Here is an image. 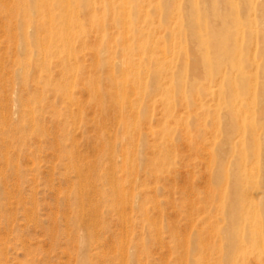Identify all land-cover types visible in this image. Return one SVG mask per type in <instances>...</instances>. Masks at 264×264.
<instances>
[{
  "label": "rangeland",
  "instance_id": "obj_1",
  "mask_svg": "<svg viewBox=\"0 0 264 264\" xmlns=\"http://www.w3.org/2000/svg\"><path fill=\"white\" fill-rule=\"evenodd\" d=\"M20 2L0 0V264H264L218 231L237 158L215 159L226 109L188 80L204 0ZM209 2L214 53L228 64L238 33L242 67L258 66L239 145L264 236V0Z\"/></svg>",
  "mask_w": 264,
  "mask_h": 264
},
{
  "label": "bare ground",
  "instance_id": "obj_2",
  "mask_svg": "<svg viewBox=\"0 0 264 264\" xmlns=\"http://www.w3.org/2000/svg\"><path fill=\"white\" fill-rule=\"evenodd\" d=\"M20 1L21 0H17V5L19 7H21ZM196 5L197 4L195 3V6ZM214 10L215 6L211 5L209 0H204V2L200 5L199 9H193L195 16L191 22L192 34L194 40L198 42V47L195 49L193 46L190 49V56L192 57V62L189 63L188 80L190 79L196 85L199 84L202 87L208 84L205 89L207 90L206 93L214 96V98L216 97L214 100L216 101L217 108L226 109V115L221 131V144L218 146L217 150L213 152V154L215 159L222 163L227 149H229V152L232 155H236V163L233 164V166H236L237 170L236 173L232 174L231 176H229L228 170L225 169L226 171H224L225 179H230L232 182V187L228 194L227 192H224V190L221 188L217 189L218 194L224 199L222 204L220 205V211L222 216H225L227 220L226 225H223V228H219L218 231L220 233L225 234L226 236H231V244L233 248L231 249V252L239 260H242L250 256L257 257L259 254L264 255V236H262L258 231L259 223L254 221L253 208L251 207V192L249 193L252 185L255 184H253L252 182L250 168H248L249 165L247 166L246 163H244V160H246L247 157L246 155H244V152H242L241 145H239L240 137L245 132V129L242 128V106H244L245 109V105H247V112L246 110H244V113H250V105L252 103L250 95L252 94L253 90L251 77L246 79V83L242 82V80H244L243 76L246 73L251 76L250 74L252 70L257 69L258 66H253L250 62V68L242 67V63L240 62L241 53L240 51H237L240 48V38L238 33L233 35L230 43L229 51L231 52V57L228 64L226 63L224 58H218L216 53H214L215 48L213 46L212 50L213 44L209 42L206 36L215 35L219 23L215 22L210 26L203 25L201 23V17L203 15L206 16L209 13L214 12ZM50 21L52 22V19ZM232 27H237L235 21ZM260 43H263L264 46V31L259 33V42L257 44ZM210 48L212 51H210ZM222 54L225 55L224 49H221V55ZM183 62H185V64L188 63V56H184ZM262 69L263 70L260 75L261 80L259 82V85L255 84L254 92L257 98L258 106L257 117L261 118V120L264 121V65ZM162 72L163 70L161 71V73ZM213 87H217V90L212 89ZM223 90L227 91V94L229 96L228 101L223 95H221V92ZM245 93L249 95V99H247L246 102L243 98V95ZM164 103L167 105V107L171 106V102L169 100H165ZM250 131L252 135L256 134V128L253 129L252 127ZM234 137H238V139L232 142ZM115 194V198L117 197L116 199H118L117 204L124 205L126 203V200L122 196L121 192L117 190ZM251 218L254 222H251ZM245 223H247L249 228L252 227L249 232L247 244H244L245 235L243 233V229Z\"/></svg>",
  "mask_w": 264,
  "mask_h": 264
}]
</instances>
